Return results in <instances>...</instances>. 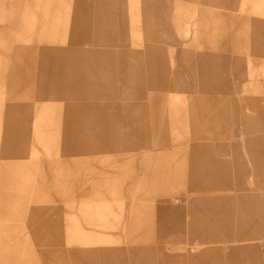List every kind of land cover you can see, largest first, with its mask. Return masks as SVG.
Returning <instances> with one entry per match:
<instances>
[{
  "label": "rangeland",
  "instance_id": "rangeland-1",
  "mask_svg": "<svg viewBox=\"0 0 264 264\" xmlns=\"http://www.w3.org/2000/svg\"><path fill=\"white\" fill-rule=\"evenodd\" d=\"M39 1L0 0V264H264V0H49L66 42Z\"/></svg>",
  "mask_w": 264,
  "mask_h": 264
},
{
  "label": "crops",
  "instance_id": "crops-1",
  "mask_svg": "<svg viewBox=\"0 0 264 264\" xmlns=\"http://www.w3.org/2000/svg\"><path fill=\"white\" fill-rule=\"evenodd\" d=\"M52 4L49 0H42L39 1L38 3L35 4V6L31 9V12L34 13L31 18H28L26 20V26L29 28L37 27V24L40 22V28L43 29L42 34L43 35H48V30L50 28H54L55 31L59 30L60 34L55 37L57 38L58 41L66 42L67 38L65 37L69 30L70 27L72 28V15L74 14V11L72 8H70L69 4H65L64 2L58 3L55 2L53 3V16L52 20L48 16V18H42L41 20L38 19L36 16L38 13H42L43 15L48 14V11L51 9ZM68 9V11H67ZM78 13H80L78 10H75L76 16H78ZM80 20V19H79ZM57 29V30H56ZM50 35V34H49ZM71 44L73 46H80L83 44L80 40L78 41H73L71 39ZM73 48L68 55L70 54H76V52H79V48Z\"/></svg>",
  "mask_w": 264,
  "mask_h": 264
}]
</instances>
